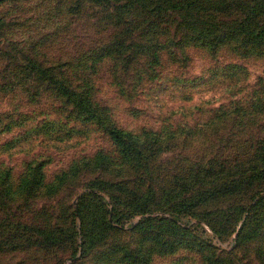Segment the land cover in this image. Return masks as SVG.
Wrapping results in <instances>:
<instances>
[{
	"label": "rangeland",
	"instance_id": "374dc122",
	"mask_svg": "<svg viewBox=\"0 0 264 264\" xmlns=\"http://www.w3.org/2000/svg\"><path fill=\"white\" fill-rule=\"evenodd\" d=\"M143 3L0 0V264H264V54Z\"/></svg>",
	"mask_w": 264,
	"mask_h": 264
},
{
	"label": "trees",
	"instance_id": "16d2710c",
	"mask_svg": "<svg viewBox=\"0 0 264 264\" xmlns=\"http://www.w3.org/2000/svg\"><path fill=\"white\" fill-rule=\"evenodd\" d=\"M96 1L98 3L105 2V0ZM136 2L145 6L144 0H136ZM154 2L156 5L159 4L158 0H154ZM163 7L174 11L184 9L191 16L190 19H187L189 22L203 19V9L215 10L218 12L216 23L220 25L222 30L229 29L244 35L245 40L249 43L245 45V53L264 54V0H160V9ZM226 15L233 17L231 22L224 19ZM217 38L220 41L223 40L222 34L217 35ZM59 79H55L56 82H60L56 85L57 88L61 89L60 93L73 103L80 116L90 120L97 118L98 122H101L102 125L105 124L106 130L120 152L124 155L131 154V147L126 138L128 134L113 124L105 123L107 117L95 109L99 106L93 103L89 91L84 87L83 90H75L64 80L58 81ZM102 109L107 110L106 107ZM77 210L79 211V208ZM113 211V217L117 216L115 208Z\"/></svg>",
	"mask_w": 264,
	"mask_h": 264
}]
</instances>
